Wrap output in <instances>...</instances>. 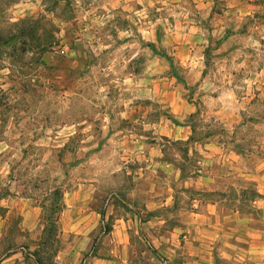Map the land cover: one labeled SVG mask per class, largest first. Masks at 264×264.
Wrapping results in <instances>:
<instances>
[{
	"label": "crops",
	"instance_id": "0c3cea01",
	"mask_svg": "<svg viewBox=\"0 0 264 264\" xmlns=\"http://www.w3.org/2000/svg\"><path fill=\"white\" fill-rule=\"evenodd\" d=\"M98 2L103 17L128 11L133 26L117 32L152 49L99 135L88 125L75 142L79 124L53 125L30 142L32 169L30 144L4 128L0 264H264V166L192 121L201 102L220 115L225 99L261 96L264 0Z\"/></svg>",
	"mask_w": 264,
	"mask_h": 264
},
{
	"label": "rangeland",
	"instance_id": "374dc122",
	"mask_svg": "<svg viewBox=\"0 0 264 264\" xmlns=\"http://www.w3.org/2000/svg\"><path fill=\"white\" fill-rule=\"evenodd\" d=\"M99 5L98 0H0V135L9 123L13 136L21 134L30 144L26 153L32 169L37 150L31 143L51 137L53 125L79 124L75 142L89 133L82 130L88 125L99 135L104 111L116 102L122 106L132 85L127 78H136L143 66L145 43L137 33L129 39L117 32L133 26L128 11L103 17ZM232 86L238 94L247 88L241 82ZM119 90L121 97L103 98ZM258 92L261 96L250 104L227 106L223 100L220 115L201 102L192 119L195 126L211 127L254 171L264 166V85ZM44 165L51 170L52 163Z\"/></svg>",
	"mask_w": 264,
	"mask_h": 264
},
{
	"label": "trees",
	"instance_id": "16d2710c",
	"mask_svg": "<svg viewBox=\"0 0 264 264\" xmlns=\"http://www.w3.org/2000/svg\"><path fill=\"white\" fill-rule=\"evenodd\" d=\"M145 46H146V47H149V48L152 49V46H151L150 44H145ZM140 69H141V68H140ZM140 69H139V70H140ZM139 70H138V71H139Z\"/></svg>",
	"mask_w": 264,
	"mask_h": 264
}]
</instances>
